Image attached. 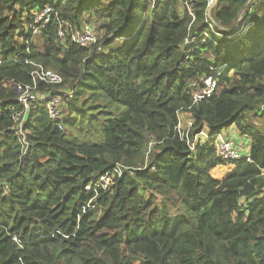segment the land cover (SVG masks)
<instances>
[{"label":"trees","instance_id":"trees-1","mask_svg":"<svg viewBox=\"0 0 264 264\" xmlns=\"http://www.w3.org/2000/svg\"><path fill=\"white\" fill-rule=\"evenodd\" d=\"M152 1L0 0V264H264V122L243 121L264 116V0H215L221 36L207 0H192L193 21L177 0ZM46 7L77 28L92 20L96 43L60 39L51 18L36 48ZM30 62L62 76L40 89L57 91L63 118L59 129L32 105L25 144L11 116ZM216 72L217 90L192 104L191 84ZM180 111L194 132L234 130L250 161H221L211 139L190 150ZM117 164L111 184L91 186Z\"/></svg>","mask_w":264,"mask_h":264},{"label":"built area","instance_id":"built-area-1","mask_svg":"<svg viewBox=\"0 0 264 264\" xmlns=\"http://www.w3.org/2000/svg\"><path fill=\"white\" fill-rule=\"evenodd\" d=\"M180 2L186 9L191 18V21L194 20L195 14L192 8V0H177ZM257 1V0H256ZM255 1V2H256ZM215 0H207L205 16H206V23L212 33L216 34L217 36H221V33L218 32V29H221L219 26L215 25L213 20L210 18V9ZM252 2V0H251ZM54 18L57 22L56 28V35L60 39L65 37V35H69L71 41L73 43L85 47L91 46L92 44L96 43L97 37L95 34V27L91 22H84L80 27H74L69 21L61 20L58 18L57 13L53 11L50 7H46L42 12L36 13L34 18V26H32V35H38L42 27H44L47 22ZM239 24L240 28L247 23V18L245 16H240L232 28V30L238 29L237 27ZM251 24V23H249ZM213 26L215 27L216 31L213 30ZM217 27V28H216ZM209 34L207 31H203L199 37L194 36H187L183 42V48H187L191 50L193 46L198 44L199 40L203 41ZM228 38L232 37V35H228ZM199 38V39H198ZM97 49H100V46H97ZM7 59H3L0 57V66L4 64ZM32 63L33 67L30 71V82L26 84H16L15 90L17 91V102L21 106L20 111H15L11 116L15 129L21 135V141L26 144L24 137L22 136L21 128L24 122V116L26 115V111L32 105H40L43 106L47 113L48 117L51 121L57 123V127L61 129L60 121L63 118L62 114V100L60 95L57 91H47L40 89V86H59L62 84L63 78L62 76L57 73L56 71L45 68L44 66L35 63ZM220 72H216L215 75H208L205 77H201L198 82H193L192 86L194 87V92L192 93V104L202 101L205 98H208L213 94L214 91L217 90V77ZM180 123L178 122L175 126L176 132L178 136L185 141L186 145L189 147L190 150H194L196 148V143L199 142L193 139V136H190L189 131L192 127V123H188L186 131L180 133ZM202 134L201 131L197 133V135ZM205 138L212 140V145L214 147L215 153L217 157L221 161H230L235 159H240L242 157H246L248 161L250 158L248 157L247 153L241 151L243 149V145L239 144L237 141L233 139L230 135L227 136L225 132H219L214 135H205ZM243 149V151H246ZM125 168L121 164H117L111 170L105 172L102 175L96 177L91 184V186L96 187H107L109 184L112 183L113 175L120 174L122 169ZM90 188V185L86 186ZM14 240H16L14 238Z\"/></svg>","mask_w":264,"mask_h":264},{"label":"rangeland","instance_id":"rangeland-1","mask_svg":"<svg viewBox=\"0 0 264 264\" xmlns=\"http://www.w3.org/2000/svg\"><path fill=\"white\" fill-rule=\"evenodd\" d=\"M256 0H252V2L254 3ZM153 3V1L152 0H149V4H152ZM214 5H215V2L213 3V5L211 6V9L214 7ZM193 8V7H192ZM242 16V15H241ZM240 17V16H239ZM244 17V16H243ZM92 21V20H91ZM90 21V22H91ZM93 25H94V27H95V34H96V36L97 35H99V32L96 30V24L92 21L91 22ZM236 27V26H235ZM237 27H239L240 28V26H239V24H238V26ZM213 30L214 31H216V29H215V27L213 26ZM237 29H235V31H236ZM229 35H232L233 36V33H230ZM33 44L36 46V48H39L40 46H41V41H40V38H39V36L38 35H35V37H34V39H33ZM52 69V68H51ZM236 74V73H235ZM236 75H238V74H236ZM238 77V76H237ZM194 82H198V81H194ZM191 86H192V84H191ZM192 88H194L193 86H192ZM13 89H15V88H13ZM59 91H64V92H66V89H65V86L64 87H61L60 89H58ZM194 92V89L192 90V93ZM215 92V91H214ZM213 92V93H214ZM243 121H246V122H248V123H250V124H260V123H262V122H264V116H263V118H259V117H256V116H254L251 112L250 113H246L245 114V118L243 119ZM178 122L180 123V126H179V128H180V133H182L183 131L185 132L186 131V129H187V125H188V123H192L193 122V120H192V118L190 117V115L187 113V112H184V111H180V112H178ZM235 129V128H234ZM236 130V129H235ZM190 131H193V139H195V142L196 141H201V143L202 144H204L205 142H206V139L207 138H205V135H207V130H204V131H201L202 132V134H200V135H197V133L198 132H194L195 131V129L193 130V129H190ZM237 131V130H236ZM178 134V133H177ZM232 137H233V139L235 140V141H237L238 143L240 142V139H238L237 140V137L236 136H234V135H231ZM242 143V142H241ZM196 144H198V142L196 143ZM195 144V145H196ZM202 144H200L201 146H202ZM211 144H213L212 142H211ZM244 144L245 145H247V141L245 140L244 141ZM242 145V144H241ZM241 151L243 152V149H241ZM138 166H142V167H140V168H143L144 166L146 167V160H144V164L143 163H138ZM137 166V167H138ZM124 169V168H123ZM225 169H226V167L225 166H223V167H219L218 168V170L215 172V176L216 177H220L224 172H225ZM91 205H89V207H90ZM170 213L171 214H174L175 213V208L173 207V208H170Z\"/></svg>","mask_w":264,"mask_h":264},{"label":"crops","instance_id":"crops-1","mask_svg":"<svg viewBox=\"0 0 264 264\" xmlns=\"http://www.w3.org/2000/svg\"><path fill=\"white\" fill-rule=\"evenodd\" d=\"M229 135H234V136L237 137L236 132H235L234 130H231ZM247 147H248V145H245V144L243 143V149H246Z\"/></svg>","mask_w":264,"mask_h":264},{"label":"water","instance_id":"water-1","mask_svg":"<svg viewBox=\"0 0 264 264\" xmlns=\"http://www.w3.org/2000/svg\"><path fill=\"white\" fill-rule=\"evenodd\" d=\"M251 2V0H249L248 2H247V4H245V6L241 9V11L242 10H244L247 6H248V4Z\"/></svg>","mask_w":264,"mask_h":264}]
</instances>
